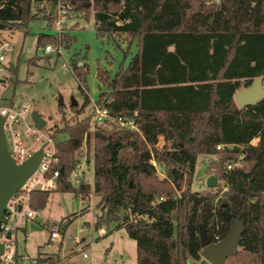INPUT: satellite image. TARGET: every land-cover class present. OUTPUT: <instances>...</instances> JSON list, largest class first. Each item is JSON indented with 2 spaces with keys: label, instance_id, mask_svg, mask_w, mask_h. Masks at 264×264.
<instances>
[{
  "label": "trees",
  "instance_id": "trees-1",
  "mask_svg": "<svg viewBox=\"0 0 264 264\" xmlns=\"http://www.w3.org/2000/svg\"><path fill=\"white\" fill-rule=\"evenodd\" d=\"M64 1L76 10L90 6V0ZM91 2L96 34H126L136 47L113 73L97 66L104 89L94 102L111 116L131 119L136 130L95 124L91 136L84 116L51 132L67 135L56 144L54 190L87 195L88 184L73 188L68 177L79 162L74 151L92 140L85 157H92L97 204L135 240L136 264H210L200 256L199 227L218 241L239 217L238 246L251 253V264H264V97L243 107L233 98L258 75L264 87V0H217L213 11L194 0ZM55 4L0 0V30L34 18L47 26ZM55 41L42 33L36 38L37 44ZM72 72L83 83L84 65L75 63ZM84 96L77 113L88 102ZM198 154L210 155L206 171L217 177L216 187L190 189ZM49 192H31L30 207L42 208Z\"/></svg>",
  "mask_w": 264,
  "mask_h": 264
},
{
  "label": "rangeland",
  "instance_id": "rangeland-1",
  "mask_svg": "<svg viewBox=\"0 0 264 264\" xmlns=\"http://www.w3.org/2000/svg\"><path fill=\"white\" fill-rule=\"evenodd\" d=\"M194 1V6L201 4L210 11L217 6V0ZM89 3L87 10L68 8L61 33V52L45 53V44L36 43L40 33L56 37L51 23L46 26L41 18L30 19L24 27L0 30V41L11 45L3 62L5 73L4 85L0 87V105L28 104L29 111L36 110L45 118L46 123L38 132L43 136L38 134V139L34 140L37 146L43 145L49 138V148L54 146L57 151L56 144L67 135L57 133L52 137L50 133L64 125L71 126L84 116H89L88 132L92 136L93 102L104 89L96 78L97 66L113 73L119 65L125 67L136 50L134 42L129 43L126 34L107 37L96 34L91 0ZM63 63L69 66H62ZM75 63L84 65L83 83H79L72 72ZM82 90L87 94L88 102L82 112L77 113L74 108L80 106L85 98ZM73 101L76 102L75 107L72 106ZM162 143V137H159L158 145ZM87 148L91 150L92 140L89 144L83 140L74 151L79 164L68 177L73 188L80 182L88 184L87 195L82 197L71 191L52 190L42 208L33 210L31 217L22 218L13 235L17 253L25 258H18L17 264H30L33 258L42 256L47 257L45 264L50 262V258L52 264H136L135 240L128 237L116 220L108 219L106 210H101L97 204L99 196L93 191V161L91 155L88 159L85 157ZM209 157L208 154L197 155L191 190L207 188L205 180ZM236 164L239 165L240 161ZM155 167L162 175V168L156 163ZM52 230L58 231L59 239L49 240ZM252 257L251 253L238 246L236 253L225 258L222 264H251ZM188 264L195 263L189 261Z\"/></svg>",
  "mask_w": 264,
  "mask_h": 264
},
{
  "label": "built area",
  "instance_id": "built-area-1",
  "mask_svg": "<svg viewBox=\"0 0 264 264\" xmlns=\"http://www.w3.org/2000/svg\"><path fill=\"white\" fill-rule=\"evenodd\" d=\"M70 6L64 0H56L54 8L50 10V14L53 16L51 22L52 29L56 31V42L46 43L43 47V52H61L62 27L67 20V11ZM10 49V44L6 41H0V87L4 85L5 66L3 62L5 60V52ZM62 66L68 67L69 65L63 63ZM93 109L94 113L91 117L93 125H110L121 129L136 130V126L131 119L111 116L106 108L99 107L95 102H93ZM0 114L4 115L3 130L7 150L16 163L27 159L35 150L42 147V155L35 170L25 179L20 189L9 197L0 218V242L3 243L0 264H17L18 258L23 259L25 257L17 253V247L14 243L15 236L13 234L17 231L22 218H29L33 215V209L30 207L31 192L52 191L57 188L59 158L55 155L56 150L54 146H52V149L49 148L51 142L49 138H47V141L43 145H36V141L34 140L38 139V132L41 129L38 130L34 127L30 119L28 104L17 106L13 104L7 106L0 105ZM42 136L43 134H39V137ZM220 147L221 145H216L217 149ZM240 158L241 156L238 155L237 160ZM153 164L155 166V162ZM233 165L234 163H230L227 165V168H231ZM7 233H9V237H6ZM59 238L58 231H50L49 240L53 241ZM30 264H45V262L33 258Z\"/></svg>",
  "mask_w": 264,
  "mask_h": 264
},
{
  "label": "water",
  "instance_id": "water-1",
  "mask_svg": "<svg viewBox=\"0 0 264 264\" xmlns=\"http://www.w3.org/2000/svg\"><path fill=\"white\" fill-rule=\"evenodd\" d=\"M88 5H90L89 2L86 3V6ZM212 18L213 16L208 21L209 25L212 24ZM263 97L262 75L256 76L249 85L240 87L233 94V98L239 107L255 104ZM75 104L76 102L73 101L72 105ZM30 119L38 130L46 123L45 118L36 110L30 111ZM3 121L4 115L0 114V218L7 200L20 189L25 179L35 170L42 155V147H39L27 159L16 163L7 150ZM217 183V177L214 174L207 175L205 180L207 188H214ZM225 216L229 218L230 214L227 212ZM242 229L243 219L241 217L233 219L225 236L218 241H212L206 231L199 227L200 256L210 264H222L225 258L236 253ZM6 237H9V233L6 234ZM2 252L3 243L0 242V255Z\"/></svg>",
  "mask_w": 264,
  "mask_h": 264
},
{
  "label": "crops",
  "instance_id": "crops-1",
  "mask_svg": "<svg viewBox=\"0 0 264 264\" xmlns=\"http://www.w3.org/2000/svg\"><path fill=\"white\" fill-rule=\"evenodd\" d=\"M45 23V22H44ZM46 24V23H45ZM80 64V63H79ZM43 257V256H42ZM46 260H44V262H45Z\"/></svg>",
  "mask_w": 264,
  "mask_h": 264
}]
</instances>
